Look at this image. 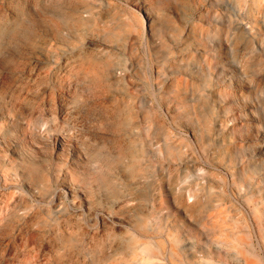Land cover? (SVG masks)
<instances>
[{
  "label": "clouds",
  "instance_id": "clouds-1",
  "mask_svg": "<svg viewBox=\"0 0 264 264\" xmlns=\"http://www.w3.org/2000/svg\"><path fill=\"white\" fill-rule=\"evenodd\" d=\"M0 264H264V0H0Z\"/></svg>",
  "mask_w": 264,
  "mask_h": 264
}]
</instances>
